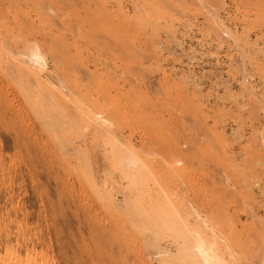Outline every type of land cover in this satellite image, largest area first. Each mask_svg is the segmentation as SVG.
<instances>
[{
	"label": "rangeland",
	"instance_id": "374dc122",
	"mask_svg": "<svg viewBox=\"0 0 264 264\" xmlns=\"http://www.w3.org/2000/svg\"><path fill=\"white\" fill-rule=\"evenodd\" d=\"M4 253L264 264V0H0Z\"/></svg>",
	"mask_w": 264,
	"mask_h": 264
},
{
	"label": "bare ground",
	"instance_id": "6f19581e",
	"mask_svg": "<svg viewBox=\"0 0 264 264\" xmlns=\"http://www.w3.org/2000/svg\"><path fill=\"white\" fill-rule=\"evenodd\" d=\"M18 65H17V67H18ZM14 66H15V64H14ZM20 66L21 65H19V68H21ZM98 123H100V122H98ZM177 164H178V162H177ZM30 255L31 254L26 253V255H24V257L22 258L19 254H15V253H6L5 254L4 253L2 256L0 255V264H38V263L41 264V262H38L39 258L36 259V257L34 255H31V256Z\"/></svg>",
	"mask_w": 264,
	"mask_h": 264
}]
</instances>
